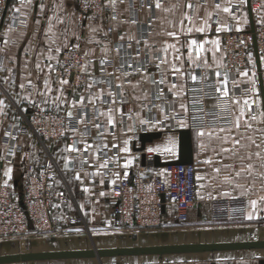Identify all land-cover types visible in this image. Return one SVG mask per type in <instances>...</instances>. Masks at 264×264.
<instances>
[{
  "label": "crops",
  "instance_id": "obj_1",
  "mask_svg": "<svg viewBox=\"0 0 264 264\" xmlns=\"http://www.w3.org/2000/svg\"><path fill=\"white\" fill-rule=\"evenodd\" d=\"M189 0H160L161 8H156V0H116L114 7L110 6L109 0L105 4L109 8L107 12L95 16L89 15L85 18L78 16L72 0H10L6 13L1 18L0 24V100H4L7 107L3 108L0 114V157L3 164L1 178L6 188H8L12 198H18L23 182V174L25 168L29 164L37 165L38 162L44 160L49 154L59 170L61 178L56 183L55 188H62L66 195L67 201L58 203L51 209V218L54 221L58 232L53 234H33V229L28 227L25 234L20 236H7L0 238V255L17 253L11 251L12 248L28 245L29 251L26 252H44V251H63V250H85L91 248H113V247H133V246H156V245H172V244H189V243H224V242H241L264 240V78L262 87L259 84L256 64L251 62L249 66L241 71L247 72V76L239 75L233 81L237 83V87L233 88V84L228 83L229 93L235 94L236 101L232 99V123L226 127L206 128V129H189L188 126L182 127L180 123H175L171 128L169 125L162 126L167 122V115L176 111H182L181 104H184L185 82L189 77L187 73L196 74L197 71L203 70L205 77L208 79H218L216 73H221L223 65L222 41L224 32L230 27H239V29H250L251 21L254 26L264 24V0H250L251 17L248 12V2L240 4L238 0H191L193 9H188L186 4ZM219 4L220 8L216 5ZM229 6L232 9V15L225 13L223 8ZM19 9V11H16ZM185 13L193 16L197 26L203 25L204 20L208 21L207 30L204 33L193 31L187 33L181 31L183 26H191L185 19ZM115 16V19L112 17ZM12 19H19L16 25ZM215 20V31H211L212 21ZM39 21V23H37ZM227 26L224 28L223 26ZM49 27L51 31L49 32ZM97 29L92 32V29ZM217 28L222 30L217 32ZM169 32H177L178 38L167 35ZM124 36V40L119 39ZM134 37V40H129ZM99 41V43L89 40ZM191 39L198 42L209 41L204 45L205 49H209L204 53L209 67L197 68L185 61L182 71L186 73L182 78L175 80L176 83L184 82V89L179 98L173 96L168 91L171 84L161 85L164 89V95L159 99L156 98L157 86L150 82H142L139 87L124 88V97L127 100L128 110H132V119L125 117L124 123L117 125L116 128L109 129L102 139L97 136V132L92 128L91 123L87 124V135L81 136L85 132V124L80 123L78 131L67 132L63 137L40 142L32 133L18 134L13 140L18 150L9 152L8 127L12 124L22 123L20 112L27 114L32 108L37 107L44 110H52L57 113H65L67 105L61 104L57 109L53 100L60 95L57 89L60 87L59 81H55L53 71H49L48 65L55 67L59 56L66 50L70 44H79L78 50L81 52L86 64L87 73L90 75L88 81L78 83L77 81L67 79L69 84L64 86V93L67 100H79L81 94L88 96L87 85L92 83L93 79L102 83L94 84L92 92L103 88L105 92L109 91L108 85L104 81H112L111 91L116 92L115 85L119 83L116 76H120L121 80H125L120 74V66L127 61L135 65L137 63L135 51L140 49L139 60H145V44L152 46L148 51L151 55L147 57L150 63L147 65V75L155 76L159 79V71L156 68L154 57L159 54L167 56L171 61L173 51L169 49L168 53L162 50L165 44H176L180 48L183 57H187V45ZM141 41L137 44L136 41ZM218 40L219 48L212 44L211 41ZM54 41V43H53ZM131 43L132 47L128 48ZM123 44L124 49L119 55L115 49ZM49 45L53 51L49 52ZM181 45H183L181 47ZM60 47V52H55L56 47ZM107 46L109 51L105 53L103 49ZM87 53V56H85ZM49 56L53 58L48 59ZM111 61L112 65L104 67L101 60ZM40 63L44 71H39L36 67ZM163 70L169 73L170 67L162 66ZM122 71L132 73L127 76L126 80H130L133 84L142 80L140 74L134 73L131 68L125 65ZM109 73H113L109 76ZM255 73V76L252 74ZM88 75V74H87ZM48 78L53 91L42 97L38 92L44 91L43 80ZM221 81L223 77L219 78ZM256 81V92L249 91L247 96L244 95L245 89H252L250 80ZM31 80L36 86L32 88L28 86ZM229 81V80H228ZM24 83L25 88H20L19 84ZM222 88V84H221ZM147 93L148 99H143ZM258 94V98H257ZM24 97H28L27 100ZM134 97H140L137 100ZM48 100L47 104L43 103L44 99ZM255 99L251 111L244 108V115H240V108L243 106V99ZM19 101V103H17ZM34 101L35 104L30 103ZM213 104V101H209ZM144 110L141 111V107ZM97 108L103 112H107L104 104L97 103ZM114 107H118L115 105ZM26 109V111H25ZM150 109V110H149ZM163 109L164 111H161ZM175 109V111H173ZM74 115L79 117V108L74 109ZM88 120L93 118L92 105L89 104ZM139 112L142 118H154L161 121L157 125L158 130L145 131L144 127L139 123L136 113ZM255 115L256 119L250 117ZM239 118L240 127H235V122ZM119 119V114H117ZM100 122L107 125L106 117H101ZM155 122V121H154ZM248 125H251L250 127ZM189 129L191 134L192 147V164L195 168L196 181V201L188 209L187 219L178 221L175 218L174 208L171 205L161 209V218L159 223L152 226H140L134 222L135 217H129L131 224L126 225L124 230L115 229L116 216L113 213L114 207L117 205L118 199L113 193V186L125 176V173L136 172L146 167L152 162V157L157 155L160 162H167L177 159L178 157V130ZM223 129L224 131H221ZM205 131L206 135L198 136V131ZM230 130V131H229ZM114 132V135L112 134ZM141 132H159L160 135L150 142L145 143L144 149L139 151L140 146L138 135ZM211 133L208 135L207 133ZM174 141V147L171 152L163 150L168 144L169 139ZM82 141L77 144L81 150L84 143L95 144L107 143L109 147L104 151L108 156L115 157V161L110 163L107 169L102 170L104 175L85 176V173H93L96 171L95 165L102 162V158L93 159L88 153L81 151L80 153H68L64 151L67 145H71L73 141ZM127 141V145L124 141ZM239 140L240 143L233 147V141ZM255 141V143H253ZM112 143H117L121 148L127 147L128 152L119 151L112 148ZM160 146L158 152H148L149 147ZM223 148L232 149V151L224 152ZM256 153H260L259 156ZM9 157L6 158V155ZM68 157L69 169L64 170L65 160ZM250 157V158H249ZM88 159L93 166L85 163L81 167L80 161ZM211 159L212 163H205V160ZM128 160H132V164L127 168L124 167ZM251 164L250 171L240 172L236 176V172L242 168H247ZM8 168H11V178L5 175ZM219 168L217 173L214 169ZM152 171L158 173L162 178L167 179L168 175L164 170V166H153ZM79 172L83 183L74 179L76 173ZM115 173L119 174L117 178ZM200 176L202 179H197ZM230 178V182L225 180ZM103 179V184L100 183ZM112 180H116L113 184ZM7 181V183H5ZM87 187L88 192H84L83 188ZM103 191L104 196L99 193ZM220 198H241L245 202V215L241 219L233 221L214 220L211 216V201ZM257 201L256 208L253 209L250 202ZM83 205V209L81 208ZM85 212L87 215H85ZM253 214V219L249 220L248 214ZM70 218L80 219L77 226L69 224ZM118 237L128 241L130 238H136L137 245H114L112 242L117 241ZM109 240L111 243L107 246H97L94 240ZM57 243L62 245L58 249H51L50 245ZM264 249H239L224 250L202 253H185V254H167V255H138V256H120V257H104L97 258H75L60 260H42L15 263H31V262H48V261H80L78 264H135V260L129 258L134 257H163L170 255H200L213 253L219 260L233 258L230 264L241 263L235 258L244 257L241 252L246 251H262ZM10 252V253H9ZM239 253V254H235ZM259 255V254H258ZM205 259V258H204ZM240 260V259H239ZM255 264H264V258H256ZM89 261H95L89 262ZM137 263L142 261L136 260ZM161 262V261H160ZM8 263V264H15ZM143 263V262H142ZM77 264V263H76ZM209 264H215L209 262Z\"/></svg>",
  "mask_w": 264,
  "mask_h": 264
},
{
  "label": "built area",
  "instance_id": "obj_2",
  "mask_svg": "<svg viewBox=\"0 0 264 264\" xmlns=\"http://www.w3.org/2000/svg\"><path fill=\"white\" fill-rule=\"evenodd\" d=\"M106 0H75V8L80 18L89 15L99 16L108 11ZM7 0H0V24ZM14 25L19 19H12ZM215 20L211 31H215ZM255 43L260 63V72L264 78V24L254 26L253 31L230 26L223 34L222 51L223 65L221 76L227 75L228 83L237 79L241 71L255 63L253 50ZM69 45L58 58L54 76L56 80L72 78L78 83L88 81L90 76L81 67L86 64L78 49L69 50ZM104 64V67L111 66ZM197 81L186 79L184 104L188 111H176L170 114L163 127H174L181 120L186 121L189 129H206L226 127L232 123V99L225 98L216 91L221 87L218 79H208L203 70L195 74ZM233 94L229 93V97ZM213 101V104H209ZM118 107L120 106L117 104ZM106 107L108 105H105ZM128 111L127 104L124 105ZM22 123L15 124L9 137V152L18 150L14 139L18 134L32 133L40 142L63 137L69 130V120L65 113H57L34 107L27 114L19 113ZM195 117V119H193ZM153 121L156 119L152 118ZM79 128V124L76 125ZM9 157L6 155V158ZM168 178H162L152 171V162L146 167L129 172L113 186V193L118 199L113 213L116 216L115 229L124 230L129 217L140 226H152L160 221L161 209L167 205L174 208L178 221L187 219L188 209L196 201L195 168L193 164H173L164 166ZM3 164L0 157V238L20 236L27 232L28 227L33 234H53L58 232L51 218V209L58 203L67 201L62 188H55L61 178V171L53 158L47 157L37 165H27L23 174L21 192L18 198L10 196L8 188L2 181ZM245 215V202L241 198H218L211 201V216L214 220L233 221ZM78 218H70L69 224L77 226Z\"/></svg>",
  "mask_w": 264,
  "mask_h": 264
},
{
  "label": "snow or ice",
  "instance_id": "obj_3",
  "mask_svg": "<svg viewBox=\"0 0 264 264\" xmlns=\"http://www.w3.org/2000/svg\"><path fill=\"white\" fill-rule=\"evenodd\" d=\"M29 3H31V0H28ZM238 2L240 4H246L247 0H238ZM21 3H24V0H21ZM228 3H231V0H228ZM109 4L110 6L114 7L116 4V0H109ZM156 8H161V3L160 0H156ZM186 7L188 9H193V5L191 3V0H189V2L186 4ZM217 8H220V5L217 4L216 5ZM16 11H19V9H16ZM223 11L225 13H228L230 15H232V9L229 6H225L223 8ZM116 17L113 16L112 19H115ZM185 19L188 20L189 25L191 26H183V20L181 21V31H186L187 33H192L193 31L195 32H199V33H204L207 30L208 27V21L204 20L203 25L197 26L196 22H195V18L191 15H189L188 13H185ZM37 23H39V21H37ZM224 28H227V26H223ZM221 28H217V32L221 31ZM237 30L239 31V27H237ZM51 31V27H49V32ZM97 29L93 28L92 32H96ZM167 35L171 36V37H176L178 38V33L177 32H169L167 33ZM119 39L121 41L124 40V36H120ZM134 37H129V40H134ZM90 43L95 42V43H99V41H94L93 39L89 40ZM54 43V41H53ZM137 44H140L141 41L137 40L136 41ZM143 43L145 44V60L140 61L139 57H140V49L137 48L135 51V57H133V59L137 60V63L135 65L128 63L127 61H125L124 64H122L120 66V69H118L117 71H120V74L125 77V80H121L120 76H116V79L119 81V83H117L115 85V88L117 89L116 92L111 91L113 85H112V81L108 80V81H104L103 83H106L108 85L109 91L105 92V90L103 88L98 89V91L92 92L91 89L93 88L94 84H100L102 83L99 80H95L93 79L92 83H89L87 85V90L89 92L88 96H85L83 94L80 95L79 100L73 99L72 101H68L66 94L64 93V86L69 84V81L67 79H59V85L60 87L57 89V91L60 93V95L56 96L53 100V104L54 106L59 109L61 104L67 105L66 110V118L69 120L70 124H69V130L76 132L78 131L76 125L80 124V123H84L85 124V132L81 133V136L87 135L88 133V127L87 124L91 123L92 128H94L97 132V136L99 138H103L106 134H108V130L109 129H115L117 125L123 124L124 123V119L125 117H127L128 119H132V110L129 109L128 111H125L124 109V105L127 103V100L124 97V88L125 87H132L133 89L139 87V85L142 82H150L153 85L157 86V93H156V98L159 99L161 96L164 95V89L162 87H160L161 85H164L166 83H170L171 86L168 89V91L170 93L173 94L174 97L179 98L183 92L184 89V82L182 81L181 83H176L174 82L175 80H178L180 78H182L183 76L186 75V73L184 71H182L183 65L185 63V61H187L190 65H194L197 68L200 67H209L208 63H207V59L204 55V53L206 51H209V49H205L204 45L206 43H209V41L205 40L203 42H198L195 39H191L188 42L187 45V50H188V55L187 57H183V54L180 52V48L177 47L176 44H165L162 48V50H157V53H159L160 51H163L164 53H168L169 49H171L173 51V58L170 61L167 56H161L159 54H157L154 59L156 61H158L156 63V68L159 71L160 75H159V79H157L154 75L153 76H148L147 75V65L150 63V61L147 59V57L149 55H151L150 51H148V49H150L152 46L147 44V41H143ZM212 44L217 46V50L219 48V41L218 40H214L211 41ZM183 45H181L182 47ZM65 47H68L67 45H65ZM80 47L79 44H73L71 45V47L69 48V50L72 49H78ZM132 45L131 43L128 44V48H131ZM124 49V45L121 44L119 45L115 51L117 52V55H119L120 51ZM49 52L51 53L53 51V49L51 48V46L49 45ZM62 49L58 46L54 49L55 52H60ZM103 51H105V53H107V51H109V49L107 48V46H105V48L103 49ZM85 56H87V53H85ZM53 57L49 56L48 59L51 60ZM261 60H264V56L261 57ZM111 61L108 60H101V64H110ZM125 65L127 66V68H131L133 70L134 73L140 74L142 76V80L141 81H137L136 84H133L130 80H126L127 76L131 75L132 73L126 72V71H122L125 67ZM169 66L170 67V75L172 77V80H169V73L165 72L162 68V66ZM37 69L39 71H44L43 68H41L40 63L38 62L36 65ZM49 71H55V68L49 64L48 66ZM84 71L85 74L90 75L89 73H87V64L81 66ZM113 73H109V76H112ZM187 75L190 77V79L193 82L197 81V76L193 73H187ZM217 77H218V83L222 84V88L221 87H217L216 91L218 93H221L223 97L225 98H231L234 101H236V97L235 94L233 92V95L231 97H229V89H228V79H227V75L223 74V79L222 81L219 79L221 77V73L217 72L216 73ZM241 75L243 76H247L248 73L244 72L241 73ZM253 76H255V73L252 74ZM251 85L253 86L252 89H245L244 90V95L247 96V93L249 91H253L256 92V88H255V84L256 81L254 79L250 80ZM233 84V88L237 87V83L235 81L232 82ZM43 85H44V91L42 92H38V94L42 97H46L47 94L51 93L53 91L51 85H50V80L48 78H45L43 80ZM28 86L35 88L36 86L32 83L31 80L28 81ZM20 88H25V84L24 83H20L19 84ZM135 99L139 100L141 99L140 97H134ZM257 98H258V94H257ZM25 100L28 99V97H24ZM143 99H148L147 93H145ZM17 103H19V101H17ZM30 103L35 104L34 101H30ZM44 104L48 103V100L45 98L43 100ZM97 103L100 104H104V105H108L107 108V112H103L101 111L99 108L96 107ZM256 103L255 99H250V98H244L243 99V106H241L240 108V115L243 116L244 115V108H248L249 111H251V108L253 106V104ZM91 104L92 105V109H93V118L92 120H88V105ZM119 104V107H114L115 105ZM7 107V105L5 104L4 100H0V114H5L3 113V108ZM144 107L146 106H142L141 107V111L144 110ZM79 108L80 110V114L79 117L74 115V109ZM180 108L182 111H184L185 113L188 111L187 106L185 104H181ZM150 110V109H149ZM161 111H164L163 109H160ZM26 111V109H25ZM173 111H175V109H173ZM117 114H119V119H117ZM262 115H264V113H262ZM101 117H106L107 120V125L105 126L102 122H100V118ZM136 117L139 119V123L141 126H145L144 130L148 131V130H158L157 129V125L161 123V121H159L158 119L154 122L151 118H142L140 116V113L137 112L136 113ZM170 117H168L167 115L165 116V119H169ZM251 119H256L255 115H252L250 117ZM193 119H195V117H193ZM180 125L182 127L187 126L186 121L181 120ZM249 127L251 125H248ZM235 127L238 129L240 127V121L239 118H237L236 122H235ZM221 131H224L223 129H221ZM230 131V130H229ZM114 135V132L112 133ZM208 135H211V133H207ZM6 135H10V133H6ZM198 136L203 137L204 135H206L205 131L201 130L197 132ZM82 141H76L74 140L73 143L71 145H67L64 149V151L68 152V153H73V152H77L80 153L81 151L88 153V155L90 157H92L93 159H101L102 158V162L98 163L95 165L96 167V171L93 173H85V176H95V175H100L101 177H103L104 173L102 170L107 169L108 165L110 163H113L115 161V157H111L107 155V152L104 151L105 149H107L109 147V145L107 143H97L95 144V146L93 144H88V143H84V148L81 150L80 148L77 147V144L81 143ZM240 141L239 140H234L233 141V147H235V145L239 144ZM253 143H255V141H253ZM124 144L127 145V141H124ZM170 145L172 147H174V141L171 140V138L168 141V144L165 145L163 147L164 151L167 152H171L172 151V147H170ZM112 148H117L119 151H123V152H128L129 149L125 146V147H120L117 143H112L111 145ZM161 150L160 146H154V147H149L147 149L148 152H158ZM222 151L224 152H229L232 151V149H228V148H223ZM257 156L260 155V153H256ZM250 158V157H249ZM63 159L65 160V164H64V170H68L69 169V160L68 157H63ZM85 163H88L89 166H93L90 161L88 159H84L80 161L81 167H83V165ZM205 163H212L211 159L205 160ZM132 164V160H128L124 167L127 168L128 166H130ZM252 168V165L249 164L247 166V168H242L240 169V171L236 172V176L240 175V172L243 171H250ZM217 173L220 172L219 168H215L214 169ZM12 169L8 168L5 172V175L9 177V179L11 178L10 173H11ZM114 175L117 176V178L119 177L118 173H115ZM127 176V173H125V178ZM75 180L80 181L81 183H83L81 175L79 172L76 173ZM197 179H202V177L198 176ZM225 180L230 182V178L229 177H225ZM103 179H101L100 183L103 184ZM7 183V181L5 182ZM112 183L115 184L116 180H112ZM84 192H88L89 189L87 187L83 188ZM100 196H104L105 193L103 191H101L99 193ZM261 199H264V197H262ZM251 206L253 209L256 208L257 205V201L252 200L250 202ZM81 208L83 209V205H81ZM85 215H87V213L85 212ZM249 220L253 219V214L249 213L248 217Z\"/></svg>",
  "mask_w": 264,
  "mask_h": 264
},
{
  "label": "water",
  "instance_id": "obj_4",
  "mask_svg": "<svg viewBox=\"0 0 264 264\" xmlns=\"http://www.w3.org/2000/svg\"><path fill=\"white\" fill-rule=\"evenodd\" d=\"M248 2V12L251 17L250 0ZM9 0H7L2 18L6 13ZM254 25L251 21L250 31H253ZM255 54V64L258 74L259 84L262 87L263 80L260 72V63L253 43ZM178 132V157L175 160L160 162L159 157H152L153 166H167L173 164H192V147L191 134L189 129H180ZM160 135L159 132H141L138 135L139 151L144 149L145 143L152 141ZM239 249H264V240L241 241V242H224V243H189V244H172L156 246H133V247H113V248H91L85 250H63V251H44V252H26L0 255V264L15 262H29L42 260H60L75 258H97L120 257V256H138V255H167V254H185V253H202L224 250Z\"/></svg>",
  "mask_w": 264,
  "mask_h": 264
},
{
  "label": "rangeland",
  "instance_id": "obj_5",
  "mask_svg": "<svg viewBox=\"0 0 264 264\" xmlns=\"http://www.w3.org/2000/svg\"><path fill=\"white\" fill-rule=\"evenodd\" d=\"M10 2V0H9ZM9 4V3H8ZM72 4L75 6V0H72ZM8 7V6H7ZM7 10V9H6ZM3 15V14H2ZM73 45V44H70ZM57 66V63L55 64V67ZM54 67V68H55ZM54 72V71H53ZM54 76V73H53ZM55 81H59L56 80L55 76H54ZM70 79V78H67ZM72 79V78H71ZM73 80V79H72ZM73 82H75V80H73ZM52 111V110H49ZM54 112V111H52ZM15 124H12L8 127V133L13 132ZM8 135V136H10ZM94 243L97 246H107L110 245V241L109 240H94ZM114 245H137V240L136 238H130L128 241L123 240L122 238L118 237L117 241H113L112 242ZM63 247L62 245H57V243H52L50 245L51 249H58L59 247ZM29 247L28 245L26 246H21L20 247H16V248H12L11 251L20 253V251H29ZM10 253V252H9ZM235 254H239V253H235ZM241 254L244 256L242 258H235V260H237L238 262L240 261L241 263L238 264H255V259L256 258H264V250L262 251H246V252H241ZM259 254V255H258ZM216 255H214L213 253H208V254H200V255H170V256H163V257H134V258H129L130 260H135V264H209V262H213L215 264H230L232 261H234V259L231 258H227L226 260H221V259H217L215 257ZM205 258V259H204ZM240 259V260H239ZM136 260H140L142 261L141 263H137ZM161 261V262H160ZM78 262L80 261H46V262H31V263H15V264H78ZM89 262H95V261H89ZM114 264H118V262L114 263Z\"/></svg>",
  "mask_w": 264,
  "mask_h": 264
}]
</instances>
